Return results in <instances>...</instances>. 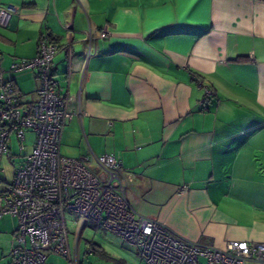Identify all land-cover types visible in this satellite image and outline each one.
Listing matches in <instances>:
<instances>
[{"label":"crops","instance_id":"crops-1","mask_svg":"<svg viewBox=\"0 0 264 264\" xmlns=\"http://www.w3.org/2000/svg\"><path fill=\"white\" fill-rule=\"evenodd\" d=\"M8 6L0 69L24 112L40 81L14 73L12 59L35 57L44 40L59 46L53 76L78 113L62 129L61 155L116 157L132 207L179 237L264 242V2L0 0ZM103 27L109 37L97 38ZM192 75L215 93L203 104ZM33 143L27 130L20 151L11 134L0 194ZM16 229L15 218L0 219V264H11Z\"/></svg>","mask_w":264,"mask_h":264},{"label":"built area","instance_id":"built-area-1","mask_svg":"<svg viewBox=\"0 0 264 264\" xmlns=\"http://www.w3.org/2000/svg\"><path fill=\"white\" fill-rule=\"evenodd\" d=\"M14 12L12 6L0 7V25ZM109 35L103 27L97 38ZM95 39L89 30L84 38L88 50ZM58 51V45L44 40L35 57L11 61L14 73L32 71L40 81L29 113L17 106L14 84L2 78L0 69V158L11 157V134H15L20 151L25 132L34 134L32 153L0 194V219L17 220L11 264H50L48 254L78 264L69 250L66 212L80 215L83 224L92 222L115 233L144 264H264V242L230 241L218 248L179 237L160 221L141 215L127 200L122 164L113 155H91L83 162L60 154L65 122L78 113L71 108L74 98L61 94L53 76ZM192 80L203 92L201 104L215 95L196 75ZM92 164L97 172L90 168Z\"/></svg>","mask_w":264,"mask_h":264},{"label":"rangeland","instance_id":"rangeland-1","mask_svg":"<svg viewBox=\"0 0 264 264\" xmlns=\"http://www.w3.org/2000/svg\"><path fill=\"white\" fill-rule=\"evenodd\" d=\"M82 221L78 214L65 213L71 256L76 257L78 264H144L136 251L115 233L92 222L83 224ZM48 262L69 264L67 259L56 254H48Z\"/></svg>","mask_w":264,"mask_h":264},{"label":"trees","instance_id":"trees-1","mask_svg":"<svg viewBox=\"0 0 264 264\" xmlns=\"http://www.w3.org/2000/svg\"><path fill=\"white\" fill-rule=\"evenodd\" d=\"M252 1H259V2H264V0H252Z\"/></svg>","mask_w":264,"mask_h":264},{"label":"snow or ice","instance_id":"snow-or-ice-1","mask_svg":"<svg viewBox=\"0 0 264 264\" xmlns=\"http://www.w3.org/2000/svg\"><path fill=\"white\" fill-rule=\"evenodd\" d=\"M192 2L194 3L195 2V0H192ZM190 6V5H189Z\"/></svg>","mask_w":264,"mask_h":264}]
</instances>
